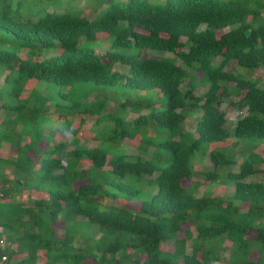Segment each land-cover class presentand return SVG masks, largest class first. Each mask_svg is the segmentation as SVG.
<instances>
[{"label": "trees", "instance_id": "16d2710c", "mask_svg": "<svg viewBox=\"0 0 264 264\" xmlns=\"http://www.w3.org/2000/svg\"><path fill=\"white\" fill-rule=\"evenodd\" d=\"M80 1L0 0L5 264H215L223 245L226 264H264V180L245 181L264 171V88L224 70L264 68V0ZM232 95L244 158L224 181L232 159L204 145L231 136L221 103ZM192 110L196 137L183 128ZM197 151L210 161L203 180L233 182L231 193L182 185Z\"/></svg>", "mask_w": 264, "mask_h": 264}, {"label": "rangeland", "instance_id": "374dc122", "mask_svg": "<svg viewBox=\"0 0 264 264\" xmlns=\"http://www.w3.org/2000/svg\"><path fill=\"white\" fill-rule=\"evenodd\" d=\"M79 8H83L85 7V1L81 0L78 5ZM52 10V8L50 9ZM60 10V9H57ZM96 13H91L90 19H94L96 17ZM100 40H103L105 43L103 44V46H106L108 43L107 40V34H100L99 35ZM107 40V41H106ZM185 39L183 38V41ZM102 46H99L97 48L96 51L98 52H103L101 49H105L104 47L101 48ZM153 53L150 56H160L158 51H152ZM55 53V52H54ZM53 53V54H54ZM51 54V53H50ZM49 54V55H50ZM52 54V55H53ZM161 56L163 57H167V58H172L176 64H181V61L175 57V55L173 53H161ZM220 58L217 57L216 59H214L213 61V65L217 66L219 63ZM115 70H118L119 72L125 73L127 71V67L125 65L122 64H116L114 66ZM224 70L226 71H231L232 73H234L235 75H240L242 76L244 79H248V80H257L258 84L264 88V68H245V67H241L239 65H235L234 62H232L230 65H227L226 67H224ZM195 89H194V93L196 95H202L206 89L207 86L201 82H198V78L200 77V73L196 72L195 75ZM233 82L229 83V86H233ZM186 81L185 83L182 85V88H186ZM232 101H236V97L234 95H232L229 98H224L222 100L221 103V109L225 112V118H226V122H225V126L228 129H231L234 125V123L236 122V120L238 118H240V116L245 114V109L244 108H237L233 105L230 104V102ZM113 104H110V108H112ZM200 113L197 110H192L191 112H188L184 123H183V128L186 132H189L190 134H192L193 136H197V132H196V118L199 117ZM90 124V123H89ZM88 126H85L84 129L82 130V132H80V137L84 138V136L86 135V130H87ZM233 131L231 129L230 131V137L228 138L227 141H216V142H208L204 145L205 148L209 149V150H219L221 152L226 153V155L228 157H230L232 159L231 163H227L226 166H224L221 170V172L223 173V179L224 181L226 180V175L229 171L232 172H237L238 171V166L241 163V161L243 160V151L239 150V146L234 144L235 143V138L232 136ZM61 139L60 135H57L55 138V141H58ZM239 144V143H238ZM260 146H258L256 148V150H259L258 152L264 156V140H261V143L259 144ZM260 147V148H259ZM10 150H8L6 145H3L1 148V155L6 157L7 155H9ZM190 164L192 166L193 172H194V176L191 179H184L182 181V185L184 187H194V195L197 197H201L204 194H216V195H222V194H228L231 193V191L233 190V182H227L228 185H226V187L224 188L223 186H220V184H210L207 181L203 180L202 178V172L208 170L210 168V161L208 158V154L206 153L205 155L202 154L201 151H197L194 153V155L191 157L190 159ZM262 169H264V164L261 165ZM249 180H264V171L257 174V175H253V176H249L248 178L245 179V181H249ZM225 191V192H224ZM38 196V194H36ZM109 203H113L111 201H108ZM126 206L134 209H137L139 206V203H128L126 204ZM182 228L184 229H189L192 232V235H195V232L193 231V228L191 226V223H183L182 224ZM56 229H57V235L58 236H62L63 231H61V229L63 230V223L62 222H58L56 224ZM179 237H182V232L179 233ZM0 246L5 247L6 243L4 242H0ZM173 246L172 244L166 243L165 245H163V249L168 250L171 249ZM223 252L221 255V260L216 262L215 264H226L227 262V254H228V247L226 245H223ZM222 249V248H221ZM186 251L190 252V241H187L186 243ZM250 258L253 259L256 256L255 251H252L250 253Z\"/></svg>", "mask_w": 264, "mask_h": 264}, {"label": "built area", "instance_id": "2783aa9c", "mask_svg": "<svg viewBox=\"0 0 264 264\" xmlns=\"http://www.w3.org/2000/svg\"><path fill=\"white\" fill-rule=\"evenodd\" d=\"M7 261V256L3 251V247L0 246V264H5Z\"/></svg>", "mask_w": 264, "mask_h": 264}]
</instances>
